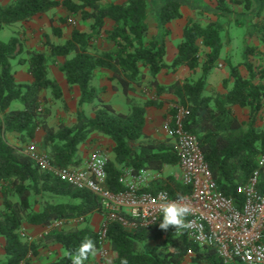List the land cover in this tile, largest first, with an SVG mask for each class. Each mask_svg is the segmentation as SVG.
Returning a JSON list of instances; mask_svg holds the SVG:
<instances>
[{"label":"trees","instance_id":"1","mask_svg":"<svg viewBox=\"0 0 264 264\" xmlns=\"http://www.w3.org/2000/svg\"><path fill=\"white\" fill-rule=\"evenodd\" d=\"M254 3V8L252 4ZM231 4L243 5L245 10L260 18L264 0H218L216 15L225 18L233 13ZM181 0H165L158 7L159 35L149 38L148 20L154 13L149 0H126L122 3H104L102 0H12L0 7V32L5 25L28 22L58 8L70 15H80L82 21L91 22L88 31L73 29L71 38L64 43L46 41V51L28 49L19 36L7 42L0 40V238L4 239V257L0 264H31L32 256L42 246L60 244L66 256L53 264H71L70 253H75L82 242L91 239L95 252L102 248L98 233L89 227L55 229L39 243L28 242L22 236L26 224L52 227L59 221L70 222L101 212V200L92 192L78 190L41 171L25 152L24 146L36 140L51 162L59 167H81L78 158L80 145L97 133L114 142V160L107 166L106 187L113 192L123 190L120 182L121 168L132 169L134 174L150 170L162 174L166 166H178L179 156L172 139L157 140L145 134L148 108H162L172 95L175 116L179 107L187 110L183 125L185 130L199 140L204 158L212 172L219 191L243 204L237 192L256 173L260 174V187L264 190V166L259 160L264 156V49L245 46L243 75L239 66H230L223 91L208 94V78L217 68L224 50L223 34L227 25L219 21L203 25L198 20L187 21L182 41L172 64H167L168 25L183 18ZM113 22L106 29L107 22ZM63 23L68 19H63ZM239 27L243 24L237 23ZM264 48V23L254 25ZM53 33L62 37L60 29ZM104 40L113 44L112 50L96 48ZM25 54V57L21 56ZM250 57L260 58L263 64L256 67ZM29 66L33 78L30 84L18 83L12 61ZM59 59H63L62 62ZM55 64L66 76L70 86L81 91L76 122L67 125L61 121L57 127L50 124L53 103L61 100L59 84L50 76V65ZM185 67L192 77L171 85H162L158 76L163 71L176 72ZM107 69L112 81L121 85L131 106L129 114L118 113L111 104L101 99L106 88L95 84V71ZM201 72L198 78L193 75ZM133 85L154 92V98L137 103L129 98ZM117 89V88H116ZM50 93L51 101L42 97ZM21 103L23 108H12ZM93 104L95 116L88 118L81 107ZM248 110V122L241 121L235 108ZM263 124L260 126L258 122ZM16 134L23 147L9 142L7 135ZM150 189L166 191L172 199L191 193L181 180L169 176L156 179ZM162 216L150 228L125 229L119 223H110L106 243L113 253V264H184L188 257L193 264H224L215 247H200L190 240L185 228L167 231L160 229ZM148 240L159 244L148 252L141 246ZM91 255L85 261L90 264ZM240 264V263H234Z\"/></svg>","mask_w":264,"mask_h":264},{"label":"built area","instance_id":"2","mask_svg":"<svg viewBox=\"0 0 264 264\" xmlns=\"http://www.w3.org/2000/svg\"><path fill=\"white\" fill-rule=\"evenodd\" d=\"M187 113L179 107L168 125V136L179 156L181 182L191 188V193L182 200L172 199L166 191L153 192L151 184L159 177L150 170L134 174L132 169L122 168L123 190L111 191L106 187L110 159L107 151L99 147L93 150L84 166L75 168L53 164L35 143L27 147L26 153L41 171L78 190L90 191L101 200L104 221L97 233L103 245L102 258L108 255L104 245L110 223H119L129 230L150 228L162 216L161 206L175 202L192 209L185 219L190 226L185 229L195 244L215 247L224 264H264V190L260 187L259 172L238 187L237 192L243 196V204L238 207L233 199L219 191L198 138L185 130L183 122ZM259 164L264 166V156ZM66 223L59 221L49 228L58 229Z\"/></svg>","mask_w":264,"mask_h":264},{"label":"crops","instance_id":"3","mask_svg":"<svg viewBox=\"0 0 264 264\" xmlns=\"http://www.w3.org/2000/svg\"><path fill=\"white\" fill-rule=\"evenodd\" d=\"M64 1V0H59ZM76 3H79V0H73ZM126 1V0H124ZM12 0H0V7H6L9 4H11ZM104 3H111V2H118L122 3V1H115V0H102ZM78 16L79 21H81L84 24V21H82L80 15H70L69 12L64 8H58L53 11H50L42 16H36L32 20L28 22H21L19 24L18 35L20 37H25L26 39V46L28 49H34V50H41L46 51L47 47L45 46L46 39L49 37L51 42L54 43H64L65 41L69 40L71 38L72 32L67 33L63 29V19L72 18ZM180 20L173 21L171 24L168 25V27L173 28V24L176 22H179ZM148 23H150V18L148 20ZM187 23V20L182 25L181 31L177 34H172V36H176L177 38L180 37V35L183 33V29ZM62 24V25H61ZM91 22L88 21L86 26L80 27L78 26L77 29L82 31H88L90 29ZM113 26V22L108 21L106 29H111ZM150 30L151 26L149 24ZM60 29L62 31V37H58L56 40H52V30L53 29ZM181 43V42H180ZM178 43V45L180 44ZM170 42H168V52L172 50V58L170 62H166L167 64H172L174 61L176 55H177V47H174V45ZM177 45V46H178ZM172 47V48H171ZM96 48L101 50H112L114 48L113 44L108 43L104 40L99 41L96 43ZM60 62L63 61V59H59ZM219 66L221 65V61H219ZM217 69H214L212 71V74H215ZM16 73V81L18 83H25L30 84L33 82L32 76L29 74V66L27 64L20 65V67L15 71ZM242 73V72H241ZM243 74V73H242ZM190 72L185 67L179 68L175 73L171 71H163L158 76V81L162 85H171L174 84L177 81H184L187 77H189ZM244 75V74H243ZM50 76L53 80H55L59 86L62 89L63 96L61 100L53 103L51 101L50 93L47 91H44L42 93V97H47L51 101V107H52V116L50 118V124L54 127H57L55 125V121H57L59 124L61 121L65 122L68 126L72 125L76 122V114L80 107L79 100L81 96V91L78 86H70L67 82L66 76L63 72H61L57 65L51 64L50 65ZM112 72L107 69H97L95 71V84L100 88H106L105 92L101 94V99L104 100L106 103L111 104L114 109L118 113L123 114H129L131 112V106L127 103V97L123 93V89L120 84H118L115 81H112ZM208 84H211V78L208 79ZM209 86V85H208ZM117 88V89H116ZM123 94L125 96V108L122 107L120 104H114L116 103V100L114 98L115 95ZM129 98H132L137 103H143L147 99L154 98V92L148 91L142 87L134 86L133 90L128 95ZM147 97V98H146ZM163 100H169V103H166L164 107L162 108H148L147 114H146V126L144 129V132L146 135L157 139V140H166L169 139L168 136V125L170 123V120L172 118V115L170 114V110L175 107V104L173 100H175V97L172 95H165L163 97ZM81 109L84 111L85 115L88 118H93L95 116L93 111V104H84ZM43 132L40 131L37 134L36 142L39 143L42 140ZM174 143V142H173ZM102 148L107 151L108 157L110 161L114 160V154H113V148H114V142L107 136H103L101 134H93L88 139V141L79 147L78 152V158L81 161L82 165L84 166L87 160L91 157V154L94 149L96 148ZM168 167V166H166ZM166 167L162 174L155 173L156 176L159 178L164 176H172L173 171H171L170 174H167ZM173 167V166H171ZM174 170H178V178L181 180V168L180 166H175ZM172 168V169H173ZM122 169V168H121ZM104 221V217L100 212H95L85 218H81L78 220H72L68 222L66 227L64 228H73V227H89L95 232H98L99 228L101 227L102 223ZM23 230L28 235H37L41 232H44V234H48L50 228L49 227H42V226H34L30 224H26L23 228ZM158 241L154 240H148L141 246V251L144 249L143 247L147 246L146 250H151L157 244ZM53 245H49L46 247L51 248ZM59 246V245H58ZM150 246V247H148ZM44 246L40 247L38 249V254L36 256L31 257V264H53L57 260L61 259L62 257L66 256V251L61 246L60 247V254L55 255L53 253H49L44 257V252L42 251ZM104 249L108 251V256L106 258H102L100 255V251L95 252L91 255V262L90 264H113V253L111 251V247L109 244L104 245ZM186 263V262H185Z\"/></svg>","mask_w":264,"mask_h":264},{"label":"rangeland","instance_id":"4","mask_svg":"<svg viewBox=\"0 0 264 264\" xmlns=\"http://www.w3.org/2000/svg\"><path fill=\"white\" fill-rule=\"evenodd\" d=\"M115 1H122V0H115ZM149 1H150V4L154 8V13L150 17V23H149L151 26V30L149 32V38L151 39L152 37L159 35V28H158L159 23L157 20V12H158V7L160 6V4L165 0H149ZM181 1L184 3V6L182 7L183 18L181 19V21L173 24L174 25L173 28L170 26L168 27L170 30V34L167 37V44H168V42L171 41V43L174 45V47H177L178 43H180L182 41V34L180 35L179 38H177L176 36L181 31L182 25H183V23L186 22V20L187 21L190 19L198 20L203 25H207L210 22L219 21L220 23H223V24L227 25V27H228V31H225L223 34V40H224L225 46H224V50H223L221 58H220L222 66H219V63H218V66L215 69H217L219 71H217L215 74H212V72H211V74L208 78V79L211 78V84H209V86H208V94H214L217 92H221V91H223V85H224L225 79H227L229 77L230 68H231L230 66H239L240 71L245 76L247 75V70L243 66L245 46L248 45L249 47H252V48L256 47L259 50L264 49L263 45H262V43H261V41H260L259 37L257 36L255 29H254V25L259 20H262L264 23V12L262 13V16L260 18H256L254 16V13L252 12V10L251 11L245 10L243 5L231 4L232 9H233V13L228 15L225 18H218L216 15L218 0H181ZM228 1L230 2L232 0H228ZM123 2H124V0H123ZM252 6L254 8V6H255L254 3L252 4ZM76 17H78V16H75L72 18H67L68 22L64 23L63 25L61 24L63 26V29L67 33L72 32L73 29L77 28L78 26H80V27L86 26L87 22H84V24H83ZM238 22L243 24V26L239 27L237 25ZM19 24L20 23H16L13 25H5L4 28L2 29V31L0 32V40L7 42L11 37L19 36L18 35L19 34L18 31L20 30L18 28ZM20 32H21V30H20ZM172 34H175L176 36L175 35L172 36ZM20 38L26 45L25 37H20ZM47 39H49V41H50L49 37ZM56 39H58V37L53 33V30H52V40H56ZM172 55H173L172 50L170 52L167 51L165 61L170 62ZM22 57H25V54H23L21 56V58ZM249 60H251L252 64L255 65L256 67L263 64V61L260 60V58H258V57H256V58L250 57ZM20 65L21 64L19 63V58L12 61V67H13L14 71H16L20 67ZM200 74H201V72H199L193 76L195 78H198L200 76ZM189 77H192V75L190 74ZM189 77H187V78H189ZM148 91H150V90H147V92ZM114 98L116 100V103L114 102V104H120L122 107L125 108V105H126L125 104V96L123 94L115 95ZM12 108L22 109L23 106L21 103H15L12 106ZM234 111H235V114L237 115V117L241 121H243L245 123L248 122V120H249L248 113L249 112L247 109H241L239 107H236ZM57 123L58 122L55 121L56 126H58ZM262 124L263 123L261 121L258 122V125L261 126ZM7 138H8L10 143H12L18 147H23V144L19 142L18 136L16 134H9V135H7ZM32 143H35L39 146V143H37L36 141H34ZM32 143H30V144H32ZM30 144L24 146L25 152L27 150V147ZM172 168L173 167H171V166L166 167L165 172L167 174H170L171 171H173L172 176L179 179L178 173H177L178 170H174V168H176V167H174L173 169ZM1 208H2V199H1V194H0V209ZM67 224H65L63 227L58 228V229H63L64 227H66ZM53 230H55V229H50L49 232H51ZM22 235L25 236L24 239L28 242L39 243L41 240L44 239V237L47 234H44V232H41L37 235H28L23 230ZM157 244H158V242H157ZM60 247H61L60 244H55V245L51 246L50 249H49V247H43L42 251L45 253L44 257L49 253L59 255L60 254ZM148 247H150V246H148ZM143 248L144 249L142 250V252H148L149 251V250H146L147 246H145ZM0 254H1L2 258L5 256L4 255V239L3 238H0ZM184 264H193L191 261V258L188 257L186 260V263H184Z\"/></svg>","mask_w":264,"mask_h":264},{"label":"clouds","instance_id":"5","mask_svg":"<svg viewBox=\"0 0 264 264\" xmlns=\"http://www.w3.org/2000/svg\"><path fill=\"white\" fill-rule=\"evenodd\" d=\"M184 199V197H180ZM192 209L188 205H181L175 202L162 205L161 213L162 220L159 223V227L162 230L167 231L170 227L179 230L181 228L189 227V224L185 223V219L190 215ZM95 253V245L91 239H87L82 242L79 249L75 253H70L71 264H85L90 254ZM122 264H127L126 261H122Z\"/></svg>","mask_w":264,"mask_h":264}]
</instances>
